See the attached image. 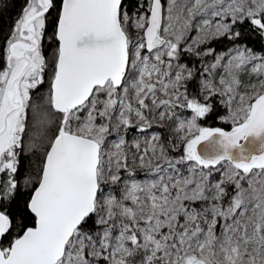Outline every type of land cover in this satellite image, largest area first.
I'll use <instances>...</instances> for the list:
<instances>
[{"label":"snow or ice","instance_id":"obj_1","mask_svg":"<svg viewBox=\"0 0 264 264\" xmlns=\"http://www.w3.org/2000/svg\"><path fill=\"white\" fill-rule=\"evenodd\" d=\"M252 36L264 0H25L0 28V264H264ZM184 53L208 74L194 95Z\"/></svg>","mask_w":264,"mask_h":264},{"label":"trees","instance_id":"obj_2","mask_svg":"<svg viewBox=\"0 0 264 264\" xmlns=\"http://www.w3.org/2000/svg\"><path fill=\"white\" fill-rule=\"evenodd\" d=\"M132 2V0H130ZM25 3V0H0V28L3 29V31L7 32L8 28L10 27L12 21L16 18L17 14L19 13L20 9L23 7ZM7 8V10H4V8ZM245 43H247V46L252 48L255 52L261 53L262 49H264V44L260 41V39L256 36H252L250 40H246ZM211 46L215 49L216 53L219 51H226L229 48H231L233 45L232 43L224 38H221L219 40L213 41L211 43ZM211 57L205 58V62H207ZM180 61H184V63L188 64L189 66L195 67L197 70H199V67L202 65L201 61L187 53H184L181 56ZM197 79H198V74L195 75V78L189 82V87L188 90L190 93L193 95L197 91ZM47 84L44 85V89L46 90ZM35 99L36 103H42L39 99ZM216 100L219 101L218 97H216ZM217 112L219 113V116H227L226 115V109L222 106V104H218L217 106ZM201 125L204 126H212V127H222L226 130H231V125L230 122H226L223 120H220L218 117L215 119H208L207 122L205 123L204 121L200 122ZM153 128L157 130L158 132H161L163 135V138H167L168 140H172L170 136V132L168 131V127L166 125H153ZM134 130H129L128 134L133 133ZM172 155H178V152H173L171 153ZM142 175V174H141Z\"/></svg>","mask_w":264,"mask_h":264},{"label":"rangeland","instance_id":"obj_3","mask_svg":"<svg viewBox=\"0 0 264 264\" xmlns=\"http://www.w3.org/2000/svg\"><path fill=\"white\" fill-rule=\"evenodd\" d=\"M136 34L137 33L135 32V30H133L132 33H131V35H133V36H135ZM190 35L192 37H194L195 36V32L190 33ZM188 43H191V41L189 40ZM185 47H186V45H185ZM226 51H219L218 53H223V52H226ZM179 62L180 63H184V61H179ZM211 62H213L212 58H210L207 62H205V64L211 63ZM184 64H186V63H184ZM186 65H188V64H186ZM188 67L192 68L193 71L195 72V74H198L197 83H199V80L204 79L208 75L207 73H203L202 65L199 67V70H197L195 67H192V66H189V65H188ZM216 71H218L219 74H223V71L222 70H216ZM216 79H217V82H218V76L216 77ZM240 79H241V81L244 82V84H248L250 82L251 83H256L257 82L255 77H251L250 78L249 75L247 73H245V72L240 73ZM246 90L247 89H245V88H241L240 89V91H246ZM217 97H218V99H220L219 96H217ZM222 106L226 109V112H227L226 115H228V109L223 104H222ZM175 112H176L177 116L179 118H181V119H186V118H188L190 116V110H187V109L177 108V109H175ZM228 122H230V121H228ZM157 124H158L157 121H153V125H157ZM170 124H171V122L166 121L162 125H166L168 127V129H169L168 131L170 132V136H171V138L173 140V139H175V137L173 135L172 128H174L175 125H171L170 126ZM230 125H231V122H230ZM202 126H204V125H202ZM208 127H212V126H208ZM153 132L159 133L161 135V137L163 138V135L161 134V132H158L154 128L147 130V133L145 135H150ZM138 135H139V133L133 131V133L131 132V134H128L127 133V138L128 139H132V138H134V137H136ZM116 137H117V134L115 132H113L111 134V136L108 138L109 139V142H111L112 140H114Z\"/></svg>","mask_w":264,"mask_h":264}]
</instances>
